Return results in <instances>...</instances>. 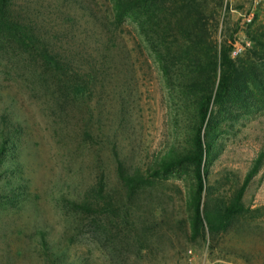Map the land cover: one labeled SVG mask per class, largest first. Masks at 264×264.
I'll list each match as a JSON object with an SVG mask.
<instances>
[{"label":"rangeland","instance_id":"1","mask_svg":"<svg viewBox=\"0 0 264 264\" xmlns=\"http://www.w3.org/2000/svg\"><path fill=\"white\" fill-rule=\"evenodd\" d=\"M223 1L225 10L217 9L214 0H199L206 18L215 12L223 16L219 36L230 35L233 46L241 48L239 55L250 45L247 24L264 31V4ZM12 2V8L32 13L44 29L66 33L63 41L68 39L73 51H81L84 42L100 47L97 32L107 0ZM119 33L109 50L114 60L106 89L88 100L105 122L97 144L80 130L86 119L83 106L66 107L65 113L54 107L35 63L0 61V140L10 134L14 144L0 162V264H53L56 254L64 256L59 264H264V160L243 196L249 212L214 238H194L190 232L189 167L150 177L128 199L116 174L113 144L128 170L146 171L172 143L190 144L195 96L180 92L178 82L187 73L183 69L172 68L175 89H168L158 63L131 24ZM63 41L55 44L62 48ZM255 62L263 69L264 62ZM253 90L244 103L227 102L231 111L220 119L208 160L206 182L213 186L212 197L227 196L264 151V88ZM101 170L106 192L127 211L132 232L128 239L120 241L122 235L112 232L92 235L90 220L61 200L78 196ZM41 232L53 246L51 255L43 253Z\"/></svg>","mask_w":264,"mask_h":264},{"label":"trees","instance_id":"2","mask_svg":"<svg viewBox=\"0 0 264 264\" xmlns=\"http://www.w3.org/2000/svg\"><path fill=\"white\" fill-rule=\"evenodd\" d=\"M214 1L217 9L225 10L223 0ZM107 3V13L100 19L97 32L100 47L92 48L84 42L81 51L75 52L68 39L63 41L66 33H51L32 13L21 14L12 8V0H0V61L10 63L19 58L24 63L29 60L35 63L42 69L40 77L46 82L54 107L62 108L65 113L66 107L83 106L86 119L80 130L86 139L97 144L104 133L105 122L102 113H97L96 117L95 108L89 106L88 100L95 91L106 89L109 66L114 60L109 50L120 36L121 27L131 24L158 63L169 90L175 89L172 68L187 72L181 76L178 86L182 94L195 96L196 121L191 127L188 146L172 143L144 172L139 167L128 170L113 144L117 177L130 199L138 188L148 184L150 177H163L189 167L192 173V187L187 198L190 232L194 238L206 234L214 238L225 232L240 215L249 212L243 196L264 160V151H261L241 182L227 196L212 197L213 186L206 182L208 160L220 119L231 111L226 104L244 103L253 95V89L261 91L264 88L261 76L264 66L260 69L255 62H264V31L252 29L251 24H247L250 45L233 57L231 36H219L223 16L215 12L206 18L199 0H107ZM60 41L65 47L55 44ZM82 117L85 118L84 114ZM11 147L14 144L10 134H2L0 162ZM4 168V171L9 169L7 165ZM61 198L66 206L90 220L92 235L100 232L112 236L109 233L112 232L122 235L120 241L123 236L128 239L131 228L127 211H122L114 197L106 192L102 170L93 184L78 196ZM101 217L105 221L99 220ZM40 235L43 253L51 255L53 246L46 243L42 232ZM93 237L98 238L97 235ZM56 255L53 264H59V259L64 257Z\"/></svg>","mask_w":264,"mask_h":264},{"label":"built area","instance_id":"3","mask_svg":"<svg viewBox=\"0 0 264 264\" xmlns=\"http://www.w3.org/2000/svg\"><path fill=\"white\" fill-rule=\"evenodd\" d=\"M232 1L234 0H225V2H227L228 4H230ZM253 4H264V0H252ZM248 20L251 19L252 13L248 14ZM241 51V48L239 46H237L236 44H234L233 49L231 51V55L232 56H236L239 52Z\"/></svg>","mask_w":264,"mask_h":264}]
</instances>
